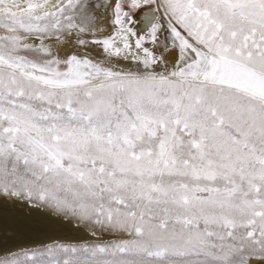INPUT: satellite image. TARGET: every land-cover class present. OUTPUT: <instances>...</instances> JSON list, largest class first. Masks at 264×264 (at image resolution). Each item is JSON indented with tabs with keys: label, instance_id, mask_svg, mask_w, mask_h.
Here are the masks:
<instances>
[{
	"label": "rangeland",
	"instance_id": "rangeland-1",
	"mask_svg": "<svg viewBox=\"0 0 264 264\" xmlns=\"http://www.w3.org/2000/svg\"><path fill=\"white\" fill-rule=\"evenodd\" d=\"M92 5L63 0L44 24L38 0H0V198L40 204L108 239L57 241L0 264H256L264 100L244 84L170 74L160 63L107 75V64L62 61L23 42L70 33L74 18L87 27ZM113 9L123 27L128 7L118 0ZM145 10L132 17L155 19L159 51L176 44L191 55L192 46V67L208 68L217 54L264 72V0H152Z\"/></svg>",
	"mask_w": 264,
	"mask_h": 264
},
{
	"label": "bare ground",
	"instance_id": "bare-ground-1",
	"mask_svg": "<svg viewBox=\"0 0 264 264\" xmlns=\"http://www.w3.org/2000/svg\"><path fill=\"white\" fill-rule=\"evenodd\" d=\"M117 1L94 0V5H92L91 9L95 12V21L87 27L77 25L79 19L74 18L76 24L70 25L74 26L70 33H65L64 30L54 29L50 34H26L22 40L25 44L39 47L41 51L54 53L57 59L62 61L72 59L88 63L89 65L94 63L99 65L98 67L101 64H107V75L112 74L115 68L119 72L124 73L132 69H138L143 64L160 63L161 68L164 69L163 71L170 74L176 68L179 71H183L181 74H190L198 80L225 84L233 82L244 84L247 87V94L264 100L263 71L252 67V65H248V63L221 57L217 54L213 55L208 68L201 69L198 66L192 67L194 65V59L198 56V51L194 50L192 46L188 48L191 55L180 52V48L176 44L165 47L162 51L158 50L155 43L151 40V29H155L156 25L154 18L152 19L146 16H142L139 19L133 18L131 13L125 12L121 19L123 27L116 25L113 7ZM62 2L63 0H38L39 13L41 16L45 15L46 17L42 19L44 24L52 22L58 16ZM76 2L77 0H70V7H73ZM43 28H47V25ZM82 34L92 38V40L87 41L82 37ZM98 58H115L117 59V64L99 62L97 61ZM146 59L147 62H145ZM121 65H125L128 68L121 67ZM113 66L115 68H112ZM187 69L190 70L187 71ZM17 203L13 200H4L1 198L0 246L9 243L8 240L24 241L29 234L35 238L50 237L52 234H48L54 230L65 235H70L71 233L79 235L80 233H84V230L78 229L72 224L48 225V220L40 217L38 210L29 208L25 204L22 208H18L15 206ZM26 210H29V213ZM250 260L251 258L245 263L250 264ZM258 260L259 262L256 264H264L263 256Z\"/></svg>",
	"mask_w": 264,
	"mask_h": 264
},
{
	"label": "water",
	"instance_id": "water-1",
	"mask_svg": "<svg viewBox=\"0 0 264 264\" xmlns=\"http://www.w3.org/2000/svg\"><path fill=\"white\" fill-rule=\"evenodd\" d=\"M3 199L4 200H13V201H15V203L18 202L17 204H15V206L18 208H19V206H20V208H22L25 204L29 208H33V209L38 210L40 212V217H43L44 219L48 220V225L58 226L60 224H63V223H61L60 219L57 218V216L55 214H53L52 212H50L46 208H43L39 205H35V204L30 203V202H27V201H24V200H21L18 198H14V197H12V198L5 197ZM26 212L29 213V210H26ZM68 224H71V223L69 222ZM76 228H78V229L80 228L81 230H84L83 231L84 233H80L78 236H76L74 238H72L71 236H66L65 234H61V233L57 232L56 230H54V231H52V233L48 234V235L52 234V236L46 237V238H44V237H42V238L36 237L35 238L31 234H29V236H26L27 239H25L24 241H20V240L10 241V240H8L9 243L4 244L3 246H0V257L10 255L14 252L21 251L24 249H29L32 247L45 246V245H48L50 243L57 242V241L81 243V242H86V241H99V240L108 239V237H102V236L93 234L92 232L87 231L83 227L76 226ZM258 262H256V263H258Z\"/></svg>",
	"mask_w": 264,
	"mask_h": 264
},
{
	"label": "flooded vegetation",
	"instance_id": "flooded-vegetation-1",
	"mask_svg": "<svg viewBox=\"0 0 264 264\" xmlns=\"http://www.w3.org/2000/svg\"><path fill=\"white\" fill-rule=\"evenodd\" d=\"M121 1L128 7L130 13H135L139 10H142L144 11L143 14H145L147 13V10H145V8H147L151 4L152 0H121Z\"/></svg>",
	"mask_w": 264,
	"mask_h": 264
}]
</instances>
